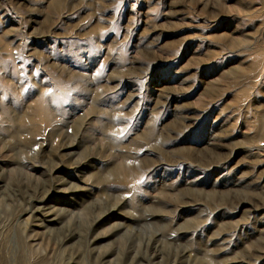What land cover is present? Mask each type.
Returning a JSON list of instances; mask_svg holds the SVG:
<instances>
[{
  "label": "rangeland",
  "instance_id": "1",
  "mask_svg": "<svg viewBox=\"0 0 264 264\" xmlns=\"http://www.w3.org/2000/svg\"><path fill=\"white\" fill-rule=\"evenodd\" d=\"M0 264H264V0H0Z\"/></svg>",
  "mask_w": 264,
  "mask_h": 264
},
{
  "label": "bare ground",
  "instance_id": "2",
  "mask_svg": "<svg viewBox=\"0 0 264 264\" xmlns=\"http://www.w3.org/2000/svg\"><path fill=\"white\" fill-rule=\"evenodd\" d=\"M51 211H52V210H51ZM48 212H49V211H47V212H46V214H48V215H49L50 213H48ZM5 247H6V246H5Z\"/></svg>",
  "mask_w": 264,
  "mask_h": 264
}]
</instances>
